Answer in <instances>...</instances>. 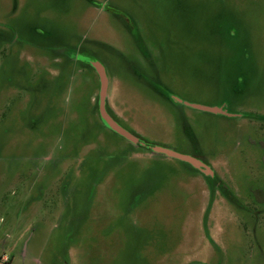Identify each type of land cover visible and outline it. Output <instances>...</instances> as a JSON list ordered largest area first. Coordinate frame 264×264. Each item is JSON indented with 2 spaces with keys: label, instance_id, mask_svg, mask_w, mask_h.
Wrapping results in <instances>:
<instances>
[{
  "label": "rangeland",
  "instance_id": "rangeland-1",
  "mask_svg": "<svg viewBox=\"0 0 264 264\" xmlns=\"http://www.w3.org/2000/svg\"><path fill=\"white\" fill-rule=\"evenodd\" d=\"M0 264H264V0H0Z\"/></svg>",
  "mask_w": 264,
  "mask_h": 264
},
{
  "label": "water",
  "instance_id": "water-1",
  "mask_svg": "<svg viewBox=\"0 0 264 264\" xmlns=\"http://www.w3.org/2000/svg\"><path fill=\"white\" fill-rule=\"evenodd\" d=\"M82 61H85L88 64H90L91 67H93V69L98 75L99 83H100L99 95H98V112H99L101 122L103 123L105 127L112 130L113 132L120 135L121 137L125 138L126 140L130 141L131 143H134V144L139 143L140 145H143V146L145 145L152 152L163 154L167 157L174 158L182 162H186L190 164L191 166H193L194 168L201 170L203 173H209L208 167L204 165L198 159L191 157L190 155L182 154V153L176 152L174 150H171L165 147L145 144L144 142L139 141L137 137L129 133L127 130L121 127L118 123H116L109 116V114L106 112V109H105L107 78H106L102 65L98 61L96 60L92 61V60H89L88 58H84ZM188 105L192 108L203 110V111H208L212 113H224L225 112L221 107L205 106V105L195 104V103H188Z\"/></svg>",
  "mask_w": 264,
  "mask_h": 264
},
{
  "label": "flooded vegetation",
  "instance_id": "flooded-vegetation-1",
  "mask_svg": "<svg viewBox=\"0 0 264 264\" xmlns=\"http://www.w3.org/2000/svg\"><path fill=\"white\" fill-rule=\"evenodd\" d=\"M91 60V59H90ZM82 62H85V61H82ZM86 64H88L87 62H85ZM89 66H91L90 64H88ZM93 68V67H92ZM94 70V69H93ZM95 71V70H94ZM105 109H106V107H105ZM106 112L109 114V116L116 122V123H118L119 124V121L115 118V117H113V115H112V113H109V111H107L106 110ZM99 116V115H98ZM99 118H100V116H99ZM101 120V119H100ZM120 125V124H119ZM121 126V125H120ZM122 127V126H121ZM115 133V132H114ZM140 141V140H139ZM134 144V143H133ZM134 145H137V146H140V147H142V148H144V149H148L145 145L143 146V145H140L139 143H137V144H134ZM199 170V169H198ZM201 173H203L201 170H199Z\"/></svg>",
  "mask_w": 264,
  "mask_h": 264
}]
</instances>
